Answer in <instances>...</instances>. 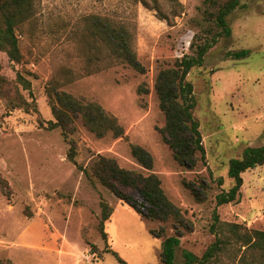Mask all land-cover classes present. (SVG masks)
Segmentation results:
<instances>
[{
  "label": "rangeland",
  "instance_id": "rangeland-1",
  "mask_svg": "<svg viewBox=\"0 0 264 264\" xmlns=\"http://www.w3.org/2000/svg\"><path fill=\"white\" fill-rule=\"evenodd\" d=\"M216 7L204 0H33L31 16L16 30L19 61L0 53V73L17 84V75L28 81L33 98L26 111L9 106L14 92L0 96V258L12 264H122L114 251L126 264H162L161 240L177 234L175 264H184L183 250L201 256L216 237L225 249L208 264H264L256 249L241 262L242 240L228 228L234 222L264 230V164L241 174L238 201L216 202V195L234 183L227 174L229 160L240 158L248 146L264 145V0H239L227 16L230 35L220 36L202 65L186 76L205 163L180 166L160 135L165 119L154 89L156 75L192 54L194 39L210 36L212 21L206 17ZM97 16L127 26L143 72L92 34ZM241 50L249 52L239 59L227 54ZM59 92L98 103L116 117L123 136L98 138L80 118L67 135L50 129L51 104ZM131 145L151 154L149 171L132 157ZM97 155L113 157L126 169L155 173L167 198L181 209L183 225L142 217L90 171L86 175L81 168L89 170ZM184 181L197 189L205 183V200L197 202ZM122 190L145 213L140 194ZM101 202L112 209L103 223L104 239L98 227ZM213 211L219 218L214 234L209 230ZM150 229L163 230V236L153 237Z\"/></svg>",
  "mask_w": 264,
  "mask_h": 264
},
{
  "label": "trees",
  "instance_id": "trees-1",
  "mask_svg": "<svg viewBox=\"0 0 264 264\" xmlns=\"http://www.w3.org/2000/svg\"><path fill=\"white\" fill-rule=\"evenodd\" d=\"M210 5H216L214 11H209L206 18L212 21L207 32L209 37H204L201 41H192L190 48L192 54H185L176 59L174 65L158 71L154 89L158 97V106L164 115L165 123L160 129L162 141L169 147L174 160L182 167L192 169L198 163H205V150L202 145V138L199 131V124L194 119L192 109L194 107V95L190 82L186 81L189 70L195 66L202 65L206 52L211 48L220 36L230 35V26L227 16L239 6V0H204ZM33 0H0V53H5L12 62L19 61V48L17 44L16 30L21 23L27 20L32 14ZM91 31L94 36H99L109 47L110 53L120 58L124 63L138 72H143L144 68L138 61L136 53L132 48V33L121 21L109 17H93ZM215 32V33H212ZM248 50L228 52L233 58H242L248 54ZM1 70V65H0ZM18 84L28 92V97L20 92L17 83L11 82L0 73V96H6L7 92H14L13 97H9L11 108H22L30 110L32 93L29 82L17 75ZM139 92H144L141 87ZM5 93V95H4ZM29 98L31 101H29ZM54 121H48L50 129L59 128L64 135L74 131V121L80 118L83 125L96 137H102L111 133L114 137H122L124 132L115 116L107 113L95 102H84L75 98L69 93H56V102L51 104ZM130 152L137 163L146 170L152 168L151 154L140 145H131ZM69 160L73 161V146L68 152ZM264 164V145L248 146L243 149L240 158H231L228 162V177L234 183L227 192L216 195L218 205L236 202L239 199L240 188L243 180L241 174L260 167ZM81 170L86 175H92L101 185L105 186L111 193L130 205L142 217L150 220L166 222L172 219L179 225L186 221L181 212L172 201H170L161 187V182L155 173H142L132 169L121 167L115 158L97 155L89 166ZM90 171V173H89ZM221 182V181H220ZM184 186L190 190L197 202L205 200L203 190L207 188L202 181L199 182V189L195 183L184 181ZM122 188H133L141 196L143 202L141 207L145 209L142 213L132 202V197ZM101 219L99 221V231L102 238H106L103 230L104 221H108L112 209L104 202L100 203ZM219 218L216 211L212 212V223L209 230L216 232V224ZM228 228L231 233H235L244 246L240 261L246 256L248 251L259 250L264 255V230L247 229L238 223H229ZM242 232L239 233V229ZM153 237L163 236V230L154 232L149 230ZM180 239L177 234L164 236L161 240V262L162 264H175V250L179 246ZM241 246V247H242ZM224 242L218 237L209 244L201 256H196L190 251L183 250L182 257L184 264H208L216 255L222 252ZM245 250V251H244ZM115 257L122 264H126L116 252L112 251ZM0 264H12L9 259L0 258Z\"/></svg>",
  "mask_w": 264,
  "mask_h": 264
}]
</instances>
